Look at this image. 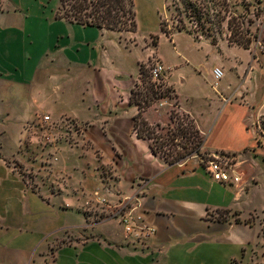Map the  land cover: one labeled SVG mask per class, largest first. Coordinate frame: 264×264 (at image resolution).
<instances>
[{"label": "crops", "instance_id": "crops-1", "mask_svg": "<svg viewBox=\"0 0 264 264\" xmlns=\"http://www.w3.org/2000/svg\"><path fill=\"white\" fill-rule=\"evenodd\" d=\"M57 8L58 0H0V264H264L259 162L252 167L251 158L242 184L212 180L196 156L166 166L149 141L136 136L138 109L129 102L139 66L154 50L134 67L128 55L137 44L124 38L126 32L57 19ZM182 31L194 45L203 41L217 50L213 70L222 77L233 71L240 102L233 105L218 92L213 74V96L200 88L178 92L167 61L159 59L176 110L204 135L201 154L235 158L232 148L215 141L227 136L226 114L235 107L237 128L254 139L253 106L242 101H248L242 90L252 87L257 71L254 58L247 49L214 46ZM157 43L158 38L154 48ZM231 51L247 59L231 60ZM156 105L144 119L167 126L171 100ZM43 116L70 119L80 129L52 130L47 139ZM94 192L105 209L95 203ZM125 198L137 202L154 229L145 249L135 248L118 220L105 216Z\"/></svg>", "mask_w": 264, "mask_h": 264}, {"label": "rangeland", "instance_id": "rangeland-1", "mask_svg": "<svg viewBox=\"0 0 264 264\" xmlns=\"http://www.w3.org/2000/svg\"><path fill=\"white\" fill-rule=\"evenodd\" d=\"M133 1L137 30L134 37H130L128 33H124L123 36L124 38L129 36L128 41L137 45L131 49L128 58L131 59L135 67V62L145 60L149 55V49H153L155 54L153 53L143 64L144 72L148 74V68L154 59L167 61L171 74L170 82L182 94L193 88H200L204 95H214L210 83L215 63L214 56L218 52L203 41L200 45H194L193 38L185 31L177 34L178 27H184L196 37L206 38L207 36L209 40L213 38L217 45L227 44L243 49L245 46L252 54L257 71L253 74L252 87L248 91L242 90V95H248V101H242L244 104L253 106L254 125L252 122H249V125L254 130V139L248 132L237 128L233 117L236 112L240 111L235 107L233 112L226 114L230 118L226 127L227 136L219 137L215 141L219 147L232 148L230 151L236 153L235 158L228 157L229 168L239 175V184L244 183L245 177L250 172L248 163L251 158L254 162L252 167H255V162H259L258 166L264 169V134L261 135V124H264V0H195L197 13L202 16V24H198L195 18L185 13L179 0ZM218 13L225 18L219 27L215 24ZM208 18L212 20L213 24L204 22ZM160 25L171 35H176L172 39L163 35ZM155 38H158L156 48L152 45ZM227 55L231 60L235 56L240 57L242 61L247 59V54L241 51H231ZM186 59L192 64H185ZM135 73L136 70H134V75ZM183 83L184 86H181ZM238 83L233 71L224 72V77L218 83V92L231 99L233 105L240 102L239 95L236 96ZM157 102L152 107L157 106ZM171 104L173 108L169 107V111L172 110L180 114L176 110L174 99H171ZM162 127L165 130L159 132L165 135L168 126ZM255 138L261 141L260 145H256ZM239 147H243L244 150L236 152L235 149Z\"/></svg>", "mask_w": 264, "mask_h": 264}, {"label": "trees", "instance_id": "trees-1", "mask_svg": "<svg viewBox=\"0 0 264 264\" xmlns=\"http://www.w3.org/2000/svg\"><path fill=\"white\" fill-rule=\"evenodd\" d=\"M179 1L185 13L195 18L198 24H202V16L197 13L195 0ZM55 17L100 30L105 29L132 34L137 30L133 0H58ZM216 18L215 24L219 27L221 21L225 20V18L220 16L219 13ZM204 22L213 24L210 18L204 20ZM160 29L165 34L170 33L165 31L161 25ZM176 30L182 31L186 29L178 27ZM156 40L157 38L152 41L153 45L156 44ZM210 42L212 45L217 46L215 39L211 38ZM244 49H247V47L244 46ZM176 98L174 91L169 86L163 91L154 89L148 74L144 72V65L141 64L139 66L138 80L129 96V102L138 109L134 117V132L138 138L149 141L153 155L166 166L181 164L193 156L201 157L205 155L201 154V148L205 140L204 135L199 132L194 121L187 115L177 114L171 110L165 135L159 132L165 130L164 127L159 124L149 125L144 119L143 114L157 101L164 99L176 100ZM261 125V135H263L264 124L262 123ZM255 142L256 145L261 144V141L257 138H255ZM219 154L223 155L222 153Z\"/></svg>", "mask_w": 264, "mask_h": 264}, {"label": "built area", "instance_id": "built-area-1", "mask_svg": "<svg viewBox=\"0 0 264 264\" xmlns=\"http://www.w3.org/2000/svg\"><path fill=\"white\" fill-rule=\"evenodd\" d=\"M212 74L214 85H216L222 78L223 72L220 69H214ZM148 76L154 89L163 91L168 86L166 83V69L156 59L153 60V63L148 68ZM164 100H160V102ZM40 128L43 134L48 137L47 139L52 135V130L62 129L65 132L76 133L80 129L70 119L62 118L56 122H52L48 116L42 117ZM52 139L54 144L56 140L54 137ZM198 158L201 160L212 180L222 183L239 182V176L235 175V172L229 168L228 157L214 153L211 155L205 154ZM92 196L98 206H102L104 209L106 208L105 200L98 192H94ZM136 203L132 199L125 198L120 205L110 207L109 209L107 208L111 211L109 213L107 212L105 216L118 220L123 232L135 248L145 249L149 238L154 234V229L145 221Z\"/></svg>", "mask_w": 264, "mask_h": 264}]
</instances>
